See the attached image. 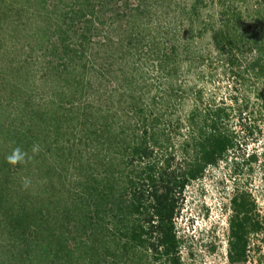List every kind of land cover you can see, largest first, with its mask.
Listing matches in <instances>:
<instances>
[{
  "label": "trees",
  "instance_id": "1",
  "mask_svg": "<svg viewBox=\"0 0 264 264\" xmlns=\"http://www.w3.org/2000/svg\"><path fill=\"white\" fill-rule=\"evenodd\" d=\"M51 1L34 0L56 31L51 106L25 128L0 124V264H186L187 189L220 165L235 182L259 163L264 0H168L169 16L165 0ZM213 71L225 98L205 92ZM33 144L50 157L6 162ZM230 209L227 259L242 264L264 216L237 185Z\"/></svg>",
  "mask_w": 264,
  "mask_h": 264
},
{
  "label": "rangeland",
  "instance_id": "2",
  "mask_svg": "<svg viewBox=\"0 0 264 264\" xmlns=\"http://www.w3.org/2000/svg\"><path fill=\"white\" fill-rule=\"evenodd\" d=\"M159 9L169 16L175 5H168V0H165ZM43 13L42 10L37 13L34 0H28L26 4L24 0H0V124L6 129L25 128L30 124L29 120L34 119L33 112L45 111L51 106L54 58L50 52L56 31L51 20L43 22ZM200 42L202 51L210 48L208 39ZM148 66L145 68L147 82L155 80L150 64ZM204 82L207 95L215 99L226 97L229 82L226 77H220L219 72L213 71L210 76L205 74ZM35 123L38 128L43 126L38 120ZM2 139L3 134L0 133V152L4 150ZM39 146L42 155L49 158L46 146ZM250 150L259 155V163L250 176L246 174L233 182L230 172L220 165L187 189L182 211L176 219L182 243L181 257L186 264H229L228 223L230 198L235 185L251 193L259 215L264 216V138L251 145ZM250 247L248 257L241 263L264 264V236L254 235Z\"/></svg>",
  "mask_w": 264,
  "mask_h": 264
},
{
  "label": "clouds",
  "instance_id": "3",
  "mask_svg": "<svg viewBox=\"0 0 264 264\" xmlns=\"http://www.w3.org/2000/svg\"><path fill=\"white\" fill-rule=\"evenodd\" d=\"M40 151V146L39 144H33L31 148V153L32 155L29 156L28 152L22 150L19 147H16L15 149L12 150V152L6 156V162L9 165L16 166L19 164H24L27 163L29 160L33 159L35 155H38ZM28 180L25 178V187L28 185Z\"/></svg>",
  "mask_w": 264,
  "mask_h": 264
}]
</instances>
